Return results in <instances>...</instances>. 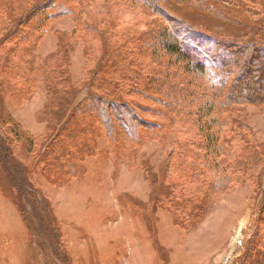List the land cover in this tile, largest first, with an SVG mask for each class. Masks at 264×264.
Returning a JSON list of instances; mask_svg holds the SVG:
<instances>
[{
  "label": "rangeland",
  "instance_id": "obj_1",
  "mask_svg": "<svg viewBox=\"0 0 264 264\" xmlns=\"http://www.w3.org/2000/svg\"><path fill=\"white\" fill-rule=\"evenodd\" d=\"M32 1L52 12L33 41L20 42L16 26ZM191 1L185 9L173 8L174 16L212 38L245 40L253 34L243 25L264 29L259 0H239L249 13L215 7L236 24L194 10L198 4ZM137 5L0 0V264H239L245 259L264 208V106L213 110L210 116L221 120L214 128L224 145L220 154L214 137L202 136L200 122H168L153 95L152 100L139 93L121 96L135 104L133 115L147 124L142 130L129 112L115 110L120 116L115 118L101 106L87 110L93 79L118 81L128 65L152 63L136 56L138 35L153 20ZM7 19L15 21L12 27ZM211 50L208 58L218 61V51ZM119 53L130 54L116 58ZM218 67L220 80L226 75ZM206 81L192 87L188 111L200 112L198 98L204 101L203 91L212 94ZM87 112L109 115L111 126L98 121L88 141ZM238 130L260 146L259 162L224 166L220 176L209 163H235L234 157L245 154L235 138ZM213 176L220 183L215 190Z\"/></svg>",
  "mask_w": 264,
  "mask_h": 264
},
{
  "label": "trees",
  "instance_id": "obj_2",
  "mask_svg": "<svg viewBox=\"0 0 264 264\" xmlns=\"http://www.w3.org/2000/svg\"><path fill=\"white\" fill-rule=\"evenodd\" d=\"M130 1L136 4L138 3L137 6L146 10L153 17V20L147 26L148 30L138 35L137 43L139 47L136 53L137 58L146 57V59L149 58L152 60V63L148 64L144 62V65H128L130 70L125 75L120 76L119 74L120 80L118 81H116V79L111 80V78L106 81H102L101 78L99 80L93 79L90 88L91 92H93L89 93L86 98L87 110L93 113V108L95 106H101L106 113L112 111L115 118H120L115 110L129 112L133 117V122L138 124L142 130V128H146L147 124L133 115L131 107L135 104H132V101L131 103L125 102L121 96L139 93L138 95L141 96L145 94V99L147 100H152L153 96H155L156 98H153V100L167 111L166 118L168 122L178 121L183 124V122H186L187 118L188 121L193 119L192 122L195 125H197V122H200V124H202L200 128L205 132L202 133V136L206 137L207 135L209 138L213 136V146L216 153L220 154L224 152V145L220 140L221 133H216L214 129L221 120L218 118L216 119L215 114L213 117H211L210 114H212L215 109L223 111L224 113L227 112V110L231 111L237 109V106H246L250 104L264 106V29L243 25V29L253 34L252 38L249 37L244 40L237 37L229 38L227 36L215 35L217 37L215 39L189 26H186L187 28L184 27L185 23L183 24L179 16L178 18L174 16L172 11L173 8L178 7L180 9H185V7L191 5V0ZM195 1L198 6L193 8L194 10L213 18L216 17L225 24H236V22L226 17L219 9H215V7L218 8L222 6L231 11L239 9L244 12H251L249 8H247L248 6L244 5L239 0ZM259 1L261 5L264 4V0ZM34 4H36V2L32 1L33 6L31 10L26 11L25 14L27 15L18 23L21 27L19 28L16 26L18 30L17 35L19 36L17 41H33L35 35L42 32V25L46 23L47 19L50 17L47 15V12H52L51 7L45 6L41 8V5ZM22 15L24 14L20 16ZM7 18H9V16ZM7 21L10 27L15 23L13 19H7ZM87 25L89 24L85 22L84 26ZM4 26L8 28V25ZM2 32L7 33V29H3ZM203 43H208L204 49L201 48ZM211 44V47L218 51L216 56L218 61L214 60L215 62H213L211 58H208L209 55L213 53L211 47L209 48ZM128 54L130 53H119L116 58L124 56V58L127 59ZM203 54L206 57V61L202 60ZM205 62H207V64H205ZM217 67L220 68L221 71L223 70L226 75L220 80L217 78V76H219L217 74L218 71L215 69ZM126 68L127 66H125L124 69ZM202 78L208 80L206 81V91L209 93L212 92V94L208 96V93L205 94L204 91L202 92L201 99H204V101L198 98L201 102L199 106L200 112L188 111V98L193 92L192 87L194 88V85L202 80ZM101 90H109L111 94L108 93L105 98L96 96L94 92H99ZM148 94H151V96L148 97ZM196 97L198 96L195 95L194 100ZM206 108L207 110L205 111ZM198 113H202L203 115L201 116ZM79 116L83 118L86 114L80 110ZM86 119L88 121L86 123L88 128L87 141L91 135L89 130H92V126L97 124L98 121L99 123L103 122L104 125L108 124L110 126V118L107 114L104 118H101L98 113L92 115L87 112ZM86 124L84 122L82 126L86 127ZM212 126V134H216V136L210 133V127ZM246 130L249 131L248 128H246ZM235 133V138L240 140L244 147L243 150L245 154L243 156L234 157L235 163L228 159L215 163L214 167L209 166V163L208 167L213 168L220 176L224 173V166L236 165L237 169L246 167L248 163L253 164L259 162L260 146L257 147L254 143H250L251 141H248V138H246L249 136L248 134L242 135V132L239 130ZM211 180L214 181L211 187L214 190L216 188L218 189L220 183L217 177L213 176ZM210 195L213 197L215 192H210ZM262 197L264 200V195H262ZM257 218L259 226L247 245L245 259L239 262V264H264V208L259 211Z\"/></svg>",
  "mask_w": 264,
  "mask_h": 264
}]
</instances>
